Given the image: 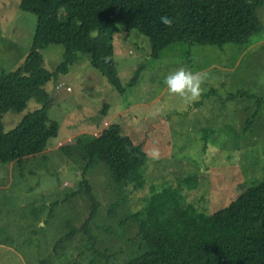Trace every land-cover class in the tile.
Instances as JSON below:
<instances>
[{"label":"rangeland","instance_id":"rangeland-1","mask_svg":"<svg viewBox=\"0 0 264 264\" xmlns=\"http://www.w3.org/2000/svg\"><path fill=\"white\" fill-rule=\"evenodd\" d=\"M258 17L263 30L247 47L180 43L158 57L144 34L118 26L110 41L123 93L85 55L47 84V115L59 124L58 138L22 166L0 164V264H125L145 251L138 222L153 211L185 234L187 218L176 212L211 216L263 182L264 8ZM36 26L37 16L20 9V0H0V72L24 65ZM42 55L47 70L56 71L65 50L51 46ZM181 66L208 73L198 101L184 103L163 83ZM34 108L30 101L23 113L3 114V130ZM111 124L147 156L122 188L103 164L84 176L87 162L76 147L81 136H98ZM152 148L157 158L148 155ZM84 181L95 205L80 190ZM86 224L87 234L68 238L69 225Z\"/></svg>","mask_w":264,"mask_h":264},{"label":"trees","instance_id":"trees-1","mask_svg":"<svg viewBox=\"0 0 264 264\" xmlns=\"http://www.w3.org/2000/svg\"><path fill=\"white\" fill-rule=\"evenodd\" d=\"M263 8L264 0H20V9L37 16V26L24 65L15 71L0 72V164L22 166L44 153L47 144L58 138L59 124L47 115L52 101L47 84L56 82L60 74H68L79 55L90 56L93 68L117 92H124L110 41L118 26L144 34L153 57L180 43L247 47L251 38L263 30L258 17ZM165 15L173 19L172 27L160 22ZM51 46L65 50L64 61L56 71L47 70L42 55ZM30 101L35 103L34 110L5 132L3 114L23 113ZM108 108L106 105L102 113L106 114ZM76 147L87 162L84 176L103 164L118 188L126 185L147 157L140 146L123 136L117 124L109 125L98 136H81ZM62 148L69 154L67 148ZM80 190H86L95 205L87 181ZM189 210L187 216L183 211L175 214L179 219L187 218L185 234L163 225V211H153L140 224L137 220L146 249L125 264H264V181L211 216ZM69 228V239L80 232L87 234L89 229L87 224L81 229L72 225ZM187 230L195 236L191 238Z\"/></svg>","mask_w":264,"mask_h":264},{"label":"clouds","instance_id":"clouds-1","mask_svg":"<svg viewBox=\"0 0 264 264\" xmlns=\"http://www.w3.org/2000/svg\"><path fill=\"white\" fill-rule=\"evenodd\" d=\"M160 22L167 27H172L174 23L173 19L167 15L161 16ZM207 80L208 73L192 71L181 66L164 77L163 83L166 85L169 95L178 97L184 103H192L198 101L203 94L202 85ZM148 155L157 158L158 149L152 148Z\"/></svg>","mask_w":264,"mask_h":264},{"label":"built area","instance_id":"built-area-1","mask_svg":"<svg viewBox=\"0 0 264 264\" xmlns=\"http://www.w3.org/2000/svg\"><path fill=\"white\" fill-rule=\"evenodd\" d=\"M65 85L64 84H60V87H64Z\"/></svg>","mask_w":264,"mask_h":264},{"label":"water","instance_id":"water-1","mask_svg":"<svg viewBox=\"0 0 264 264\" xmlns=\"http://www.w3.org/2000/svg\"><path fill=\"white\" fill-rule=\"evenodd\" d=\"M54 94H57V91H56V90L54 91ZM51 100H52V99H51Z\"/></svg>","mask_w":264,"mask_h":264},{"label":"crops","instance_id":"crops-1","mask_svg":"<svg viewBox=\"0 0 264 264\" xmlns=\"http://www.w3.org/2000/svg\"><path fill=\"white\" fill-rule=\"evenodd\" d=\"M56 96H58V93L56 94Z\"/></svg>","mask_w":264,"mask_h":264}]
</instances>
